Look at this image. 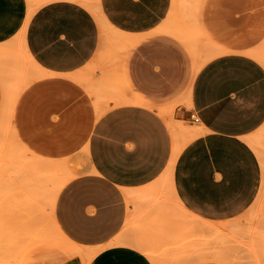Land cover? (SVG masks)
I'll list each match as a JSON object with an SVG mask.
<instances>
[{
  "label": "crops",
  "instance_id": "1",
  "mask_svg": "<svg viewBox=\"0 0 264 264\" xmlns=\"http://www.w3.org/2000/svg\"><path fill=\"white\" fill-rule=\"evenodd\" d=\"M98 2L126 42L119 57L136 54L134 79H118L141 102L100 116L91 92L99 81L83 71L101 56V31L82 0H46L28 22L29 0H0V47L27 23L25 49L45 73L18 97L16 134L45 158L79 166L54 206L62 241L32 244L16 264H83L72 245L95 253L88 264H227L222 254L264 264V0L203 1L200 23L218 54L196 73L186 42L168 32L173 0ZM2 101L0 80V110ZM148 105L202 132L178 155L167 199L156 192L173 134Z\"/></svg>",
  "mask_w": 264,
  "mask_h": 264
},
{
  "label": "bare ground",
  "instance_id": "2",
  "mask_svg": "<svg viewBox=\"0 0 264 264\" xmlns=\"http://www.w3.org/2000/svg\"><path fill=\"white\" fill-rule=\"evenodd\" d=\"M29 1L30 9L27 22L29 21V18L32 16V14L36 11V9L40 5L45 3L46 0L39 2L36 0ZM203 1L204 0H173L172 6L174 7V9H180L185 19L184 21H188L186 23L189 26L185 24V27L188 32H185V27H182L184 26L183 23L180 24L182 26L179 27H182L185 30L184 31L182 28L180 30L184 31V34L189 33V35L186 34V37L188 36L186 39L189 40L187 41L189 43L188 49L190 50V53H192L193 57L196 58L194 73H196L203 65H205L209 60H211L218 54L216 48L209 42L210 40L208 41L206 39V36L203 32L200 23V12ZM82 3L93 13V15L98 20L101 31V45L103 44V42L110 43V45H112L117 51L122 49V47L124 48L126 46V42L122 40V35L119 32L115 31L107 25L106 21L102 16L98 0H82ZM190 22L195 23V27H197V30L199 31L200 35H202L204 41L207 43L208 48H206L205 46L206 49H204V47H202V44L201 46H199L198 44V46L202 47V49H199L195 46L194 41L196 38L194 39L191 36L192 26H190ZM26 25L27 23L24 25V28L19 35L18 42L7 47H0V60L3 58L11 60V58H13L12 56H14V58L16 57L13 62H11V65L6 66L5 64H2L0 62V80L3 86V101L2 108L0 110V119L2 117H5L6 115L9 116V128L11 136L15 141L19 151L23 152V154L28 152L24 144L19 141L14 132V125L12 123L14 107L18 100V97L20 96L24 88L28 86L32 81L39 79L43 75H45L44 71H42V69L34 62L32 57L27 53L25 49L23 34L25 32ZM161 27L167 28V26H164V24ZM169 29L171 30L172 26L169 27ZM159 31H161V28ZM173 31H178V29ZM196 34H198V32ZM172 36H174V34ZM259 60H263V57ZM103 67L105 74L103 80H99V82L95 84L93 83L91 85V92H93L98 116L102 115L110 108L118 105L129 103H141L129 93L126 87L120 83L119 79L117 80L115 76L111 75V73L113 72L111 71L110 64L108 61L103 63ZM148 106L156 108L158 110V113L166 120L173 134V155L169 162L170 164L168 166V169L166 170L165 174L159 182V186L157 189L158 192H156L158 198L167 199L169 198L168 187L170 185L173 167L178 155L186 146V144H188L191 140L199 136L202 132L199 128H188L178 126V124H176L175 121L172 119V112L165 111L159 106ZM78 169V164L69 160L43 161L39 158V162H33L31 164H22L15 170L11 171L9 173L8 179L14 181H12L9 186H7V189H9L7 192L9 195L8 198L11 200L10 214H12V223L14 224V226H25L26 228H30L31 231H34V234H37L36 242L49 240L48 237L39 236L37 231L40 229L39 221H37L36 223L38 214L42 209L43 203L45 200H47L50 207V212L47 218L51 221L55 234L62 240L63 236L60 233L54 219V206L60 190L76 175ZM263 194L264 180L262 183V188L260 192V202H258V210L256 212V215L262 210L261 199ZM128 195L127 197L130 198L131 195ZM3 211L4 209H2V212ZM40 231L43 232L42 230H39V232ZM69 244L72 245L71 242ZM72 250L80 257V259H82L81 263L83 264H88L92 257L95 255L94 252H88L74 245H72ZM147 252L149 256L153 257L149 250H147ZM215 258L227 264H234V262L229 260L223 254L218 255ZM155 262L157 263L156 260Z\"/></svg>",
  "mask_w": 264,
  "mask_h": 264
},
{
  "label": "rangeland",
  "instance_id": "3",
  "mask_svg": "<svg viewBox=\"0 0 264 264\" xmlns=\"http://www.w3.org/2000/svg\"><path fill=\"white\" fill-rule=\"evenodd\" d=\"M184 20L185 19L180 9L177 8L174 9V7H172L170 17L168 19V22L170 23L172 22L171 24L172 29L171 30L168 29V32L171 34V36L174 34L173 37L181 38L184 42H186L187 46H189V43L187 42L189 40L186 39L188 37V36L186 37V34L189 35V33L184 34L185 30H186L185 32H188V30L185 27L187 25L186 22L188 21L187 20L184 21ZM182 23L184 24V26L180 25ZM189 24L190 26H192L191 36L194 39L196 38L195 39L196 42L194 41L195 46L198 47L199 49L200 48L202 49V47H204V49L208 48L207 43L204 41L202 35H200L199 31L197 30V27H195V23L190 22ZM179 26L185 27L184 28L185 30ZM181 28L184 31H180ZM176 29H178V31H173ZM197 32L198 34H196ZM194 35L197 36L195 37ZM198 44L199 46H201L202 44V47H199ZM100 48H101L100 49L101 56L99 57L97 52L95 58L96 60H93L83 71V73L86 76V81L88 82L99 81L100 76L104 74L105 66L103 67V63L109 61L112 62L113 64L114 60L116 62L115 63L116 67L120 70L119 73L117 72V77H116L117 80L119 78L122 79L121 82H125V81L129 82L130 79L132 80L134 79V75L136 74V54L132 53L134 54L133 57L131 54L129 55V57H127V59H122L119 57L120 50L117 51L112 45H110V43L103 42L102 46L100 43ZM125 50L126 49H124L123 51ZM190 54L193 57L192 53ZM12 57L13 58L9 60L11 62H13V60L16 58V57L14 58V56ZM189 58H191L190 55ZM6 59L7 58H3L1 60H6ZM193 59L196 60V58L194 57ZM12 123H13V119H12ZM13 128L16 137L19 139V141L22 144H24L28 153L23 154V152L19 151L15 141L13 140L9 128V116L6 115L5 117H2L0 119V264H16L17 259L19 255L22 253V251L37 241V234L36 233L34 234V231H31L30 228H26L25 226L16 227L12 223V214H10L11 200L8 198L9 195L7 191L9 189H7V186H9L10 183L14 180L8 179L9 173L15 170L17 167L21 166L22 164H26V163L31 164L33 162H39V158L43 161L53 160L50 158H45L44 154H38L34 149H32L31 146H29L30 144L28 145L27 143L20 140V138L16 134L14 126ZM1 208L4 209L3 212ZM49 212H50L49 203L47 202V200H45L36 220V223L37 221H39V226H40L39 230L43 231V232L41 231L39 232V230H37L38 234L40 237L41 236L48 237L49 240L56 239L62 241L55 234L51 221L47 218ZM257 215L260 216L261 211L258 212ZM234 264H237V262Z\"/></svg>",
  "mask_w": 264,
  "mask_h": 264
}]
</instances>
